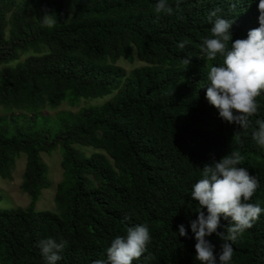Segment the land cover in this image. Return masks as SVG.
Returning <instances> with one entry per match:
<instances>
[{"label":"trees","instance_id":"16d2710c","mask_svg":"<svg viewBox=\"0 0 264 264\" xmlns=\"http://www.w3.org/2000/svg\"><path fill=\"white\" fill-rule=\"evenodd\" d=\"M156 3L73 0L71 15L65 0H0V177L11 180L24 154L21 188L31 199L27 209L0 208V264H46L38 243L49 237L67 241L57 264H93L138 224L148 225L151 242L133 264H200L190 225L199 204L191 192L204 165L232 150L259 180L247 202L264 209V149L252 139L255 120L264 119V93L253 126L234 137L242 129L206 97L209 67L224 57L208 60L202 50L212 36L211 11L235 21L234 42L259 27V0H181L170 16L157 14ZM169 4L176 10V0ZM52 14L56 23L48 27L42 18ZM136 57L145 65L131 72L117 65ZM110 96L48 125V107ZM57 149V212L39 211L37 201L52 186L42 154ZM181 224L187 237L179 235ZM230 224L221 217L218 231L226 234ZM206 239L219 264L222 241L215 233ZM232 246L230 264H264V212Z\"/></svg>","mask_w":264,"mask_h":264},{"label":"clouds","instance_id":"9594fccd","mask_svg":"<svg viewBox=\"0 0 264 264\" xmlns=\"http://www.w3.org/2000/svg\"><path fill=\"white\" fill-rule=\"evenodd\" d=\"M180 2L176 0L177 7L174 10L169 0H157L154 10L157 14L170 16L180 10ZM258 9L259 27L251 29L246 39L234 42L230 30L235 21L218 17L219 8L211 11L209 22L212 23V36L203 40L202 50L208 60L216 59L218 54L224 57L221 66L209 67L207 79L210 83L206 97L223 120L242 129L234 137L253 126L250 118L258 113V98L264 93V0H259ZM54 17V14L45 15L43 24L53 26L56 23ZM213 17H216L214 22ZM186 43L183 41L178 47L183 49ZM190 61V55L183 59L185 65H189ZM255 125L252 139L264 149V119L255 120ZM243 159L240 152L232 150L218 162L205 164L202 178L193 186L191 198L198 201L199 210L198 219L190 221V225L196 240L195 259L200 264H217L215 245L206 239L214 233L222 241L219 264H230L234 253L232 244L252 228L264 212L259 204L247 202L259 187V180L251 176L246 168L239 167ZM203 209H207V215ZM221 217L226 220L230 218L231 221L226 234L218 231ZM179 235L187 237L183 224L179 226ZM150 242L147 224L128 227L126 236H116L112 240L107 249V259H97L93 264H133L147 252ZM66 245V240L52 237L38 243L46 264H57Z\"/></svg>","mask_w":264,"mask_h":264},{"label":"rangeland","instance_id":"374dc122","mask_svg":"<svg viewBox=\"0 0 264 264\" xmlns=\"http://www.w3.org/2000/svg\"><path fill=\"white\" fill-rule=\"evenodd\" d=\"M66 11L71 15L75 11L73 0H65ZM32 55V52L25 54L21 57L20 61H23L28 56ZM15 65V63L11 64ZM118 66L123 67L126 71L131 72L135 68L144 66L145 63L141 62L139 58H135L133 62L121 59ZM110 97L98 98V99H81L77 105H72L71 102H63L58 108H46L44 110L49 118V126L55 124L54 120L57 115L64 112L77 113L82 108L91 106H99L106 102ZM6 112L0 106V116L5 115ZM87 153H92L93 149L84 148ZM43 161L49 168V178L52 182V186L49 189L43 190L39 200L36 203V209L39 211H51L57 212V206L55 203L56 187L63 179V171L61 168L62 155L59 149L55 150L51 154H42ZM26 168V156L21 154L16 161L15 168L12 172V179L6 180L0 177V208H12V209H27L31 205L30 197L23 192L21 185L23 182V175Z\"/></svg>","mask_w":264,"mask_h":264}]
</instances>
